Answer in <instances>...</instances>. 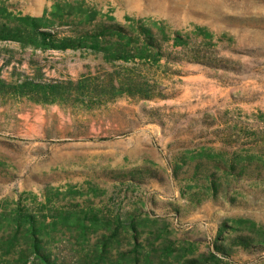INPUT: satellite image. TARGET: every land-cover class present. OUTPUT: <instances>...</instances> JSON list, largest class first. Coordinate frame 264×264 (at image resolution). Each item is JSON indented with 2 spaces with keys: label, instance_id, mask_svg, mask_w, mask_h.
Instances as JSON below:
<instances>
[{
  "label": "rangeland",
  "instance_id": "1",
  "mask_svg": "<svg viewBox=\"0 0 264 264\" xmlns=\"http://www.w3.org/2000/svg\"><path fill=\"white\" fill-rule=\"evenodd\" d=\"M3 4L11 18L42 16L56 40L114 16L150 57L109 61L128 41L113 32L101 52L0 41L11 83L63 82L45 91L54 103L0 93V264H45L21 211L36 216L53 264H264V0ZM195 49L211 63L190 61ZM123 86L154 97H115ZM67 214L88 216L86 234Z\"/></svg>",
  "mask_w": 264,
  "mask_h": 264
},
{
  "label": "trees",
  "instance_id": "2",
  "mask_svg": "<svg viewBox=\"0 0 264 264\" xmlns=\"http://www.w3.org/2000/svg\"><path fill=\"white\" fill-rule=\"evenodd\" d=\"M8 5H0V41H17L20 42L24 47L32 46L35 49H60L66 50L69 48L79 49V48H90L93 49L95 52H101L102 48L99 46L97 40L101 36H106L108 32L116 33L119 36L120 40L128 39V41L124 44L122 48L118 49V52L112 55L107 56L109 61L115 60H126L130 61L131 59L136 58H149L145 52H135L134 48H132V41H131V32L128 28L124 25L115 21L114 16H110L109 22L104 23L103 26L94 32H86V36H81L78 38H71L65 37L61 40H56L55 33L51 29L52 25L44 24L42 16H34V15H22L19 18H11L6 15V9ZM56 13V12H54ZM14 22V23H13ZM13 23V24H12ZM139 30L146 41L147 47L155 46L159 48L160 45L157 42L156 35L151 27L148 26H140ZM202 30V28H201ZM26 32H29L31 35L36 34L41 37V40H36L31 35L29 38H26ZM26 35V36H25ZM92 36V38H90ZM208 38V37H207ZM163 41L169 40V36L165 35L162 39ZM161 40V41H162ZM174 44L176 46H187L186 40L182 38V35L179 32H176L175 36L173 37ZM208 56H205L201 50H194L193 55L189 58L190 61L200 62V63H211L207 60ZM159 55L154 56L155 61H159ZM71 83L78 86L83 85L82 80L79 79L77 81L70 80ZM63 82L60 83H35L33 84L30 81H24L17 86L10 81H8L5 77L2 76V67H0V93H7L12 96H21V97H30L34 99L38 103H54L59 100L57 96H48L46 94V90H49L53 93H59V91L63 88ZM43 91V96L41 98L33 96V91ZM129 91L130 94H139L142 98H153L154 94H149L145 92L146 90L134 91L131 90L132 87L128 86L125 88L124 86L122 89L115 94L116 96H120ZM137 92V93H136ZM22 209H20L21 211ZM19 211V212H20ZM22 212V211H21ZM20 216L23 217L24 220H28L31 222L30 227L28 230L30 231V240L32 242V249L30 253L35 255L36 258L41 263L45 264H53L50 259V255L45 253L41 247L42 243V235H41V228L38 227L36 222V216L31 213H21ZM88 216L80 217L77 216L74 222L71 221V215L67 214L62 217V221L65 226L72 227L74 226L73 223H77V226L81 230V233L84 235L88 230V226L86 224ZM94 223L97 221V218H93ZM13 240V239H12ZM217 250L220 252H224L226 254H230L227 250L220 245L216 246ZM167 251H171V246L166 247ZM28 256L24 258L23 263H27Z\"/></svg>",
  "mask_w": 264,
  "mask_h": 264
}]
</instances>
